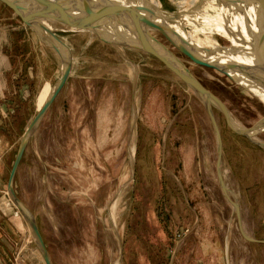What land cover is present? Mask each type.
<instances>
[{
	"label": "rangeland",
	"instance_id": "1",
	"mask_svg": "<svg viewBox=\"0 0 264 264\" xmlns=\"http://www.w3.org/2000/svg\"><path fill=\"white\" fill-rule=\"evenodd\" d=\"M163 4L168 12L179 7L176 0ZM12 15L0 2L1 25ZM13 22L21 23L16 16ZM8 36L14 41L6 60L33 68L0 76V208L27 229L31 264H44L6 183L21 136L59 76L60 59L28 28ZM57 36L70 50V72L13 181L51 264H264V243L242 237L218 183L214 131L200 100L134 47L120 50L87 32ZM156 37L238 124L248 127L264 115L254 94ZM213 114L222 144L220 174L238 204L241 228L264 241V149L234 134L218 110ZM257 139L264 142V132Z\"/></svg>",
	"mask_w": 264,
	"mask_h": 264
},
{
	"label": "water",
	"instance_id": "2",
	"mask_svg": "<svg viewBox=\"0 0 264 264\" xmlns=\"http://www.w3.org/2000/svg\"><path fill=\"white\" fill-rule=\"evenodd\" d=\"M229 1L240 6L242 11L251 15L255 21L256 40L254 45L259 58L262 60L260 76L249 77L246 74L242 76L243 79H240L239 75L234 76L231 74L229 68L224 66L220 61L197 57V55L187 48L188 42L182 39L178 33L176 34L170 26L165 25L162 21L164 18L162 13L149 5L146 0H127L124 3L113 2L111 0H0L2 4L7 6L19 18L23 25L35 34L40 43L45 47L53 49L60 59L59 76L40 109L30 120L21 136L6 183V193L26 223L44 264H51L48 252L34 217L15 194L13 181L31 135L63 88L70 72V50L57 36L60 32H87L93 34L102 42L114 45L110 38L112 33L116 32L119 27H122L121 29H131L136 35V41L135 39L128 40L129 42L127 41L128 43L124 46L134 47L157 59L200 100L214 131L216 141L215 170L218 183L232 206L239 231L242 237L250 242L264 243V241H256L248 237L243 232L240 225L238 204L235 199L233 200L229 197L228 194L230 192L222 180L220 174L222 144L213 109L218 110L223 115L226 125L234 134L245 138L263 149L264 142H261L257 137L264 132V115L248 127L238 124L222 101L204 87L184 64L182 59L172 52L162 40L160 41L156 37V35H159L167 41L173 50L191 62L224 74L228 79L245 90L249 91V88L243 84L242 80L247 79V82H250L253 87L264 91V0ZM250 24H253L251 20Z\"/></svg>",
	"mask_w": 264,
	"mask_h": 264
},
{
	"label": "bare ground",
	"instance_id": "3",
	"mask_svg": "<svg viewBox=\"0 0 264 264\" xmlns=\"http://www.w3.org/2000/svg\"><path fill=\"white\" fill-rule=\"evenodd\" d=\"M111 1L127 2V0ZM146 2L162 13L164 24L186 40L190 51L197 54V57L220 61L229 68L231 74L239 75L240 79L246 74L249 77L260 76L262 60L254 45L255 21L251 15L244 13L240 6L229 0H176L179 6L176 12H168L165 11L164 0H146ZM182 20L190 26L182 27ZM121 28L112 33L114 36L110 38L115 47L123 50L128 40L136 41V35L131 29ZM215 34L221 35L229 44L222 45ZM242 81L249 91L264 103V91L253 87L247 79Z\"/></svg>",
	"mask_w": 264,
	"mask_h": 264
},
{
	"label": "crops",
	"instance_id": "4",
	"mask_svg": "<svg viewBox=\"0 0 264 264\" xmlns=\"http://www.w3.org/2000/svg\"><path fill=\"white\" fill-rule=\"evenodd\" d=\"M14 17L15 15L13 14L11 17H6V20L11 19L10 21L6 23L2 22L3 25L0 23V76L4 75L11 69L15 71L19 67L24 74L26 72L30 73L31 67L33 68L30 64L20 63V60H17V65L20 64V66H16L14 65V60L11 58L10 60H6L4 57L10 55V51H6L8 48L7 45L9 43L13 44L14 41V37L10 39L8 34L19 27H23L24 29L27 28L21 23L18 25L14 24ZM2 19L3 18L0 17V21ZM19 33L23 36L22 32ZM4 48L5 50H3ZM29 239V234L24 227L23 222H16V219L9 211H4L0 208V255L4 264H31Z\"/></svg>",
	"mask_w": 264,
	"mask_h": 264
},
{
	"label": "built area",
	"instance_id": "5",
	"mask_svg": "<svg viewBox=\"0 0 264 264\" xmlns=\"http://www.w3.org/2000/svg\"><path fill=\"white\" fill-rule=\"evenodd\" d=\"M0 264H4V261H3L2 257H1V255H0Z\"/></svg>",
	"mask_w": 264,
	"mask_h": 264
}]
</instances>
